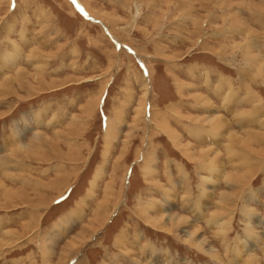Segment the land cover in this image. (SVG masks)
I'll return each instance as SVG.
<instances>
[{"label": "rangeland", "instance_id": "obj_1", "mask_svg": "<svg viewBox=\"0 0 264 264\" xmlns=\"http://www.w3.org/2000/svg\"><path fill=\"white\" fill-rule=\"evenodd\" d=\"M24 3L32 19L19 10ZM263 65L264 0H0V160L9 165L0 179L27 197L0 204V264H264V160L241 146L226 149L231 131L246 128L231 123L238 115L212 91V100L203 93L226 86L223 93L233 91L226 99L250 93L243 104L263 105ZM20 71L30 82L18 79ZM254 106L245 107L258 111L252 124L264 133V106ZM213 113L227 114V133L194 119ZM178 118L228 140L220 165L199 153L191 159L171 140L165 126L183 145L210 147L187 136ZM43 134L58 149L37 144ZM32 141L35 152L21 153ZM168 165L175 181L184 177L179 166L190 173L193 213H183V187L177 195L171 173L165 188ZM250 169L245 186L229 179ZM166 213L189 218L192 231L201 227L217 258L145 221L144 214ZM95 218L103 225L63 259Z\"/></svg>", "mask_w": 264, "mask_h": 264}, {"label": "bare ground", "instance_id": "obj_2", "mask_svg": "<svg viewBox=\"0 0 264 264\" xmlns=\"http://www.w3.org/2000/svg\"><path fill=\"white\" fill-rule=\"evenodd\" d=\"M230 3V2H229ZM89 6L87 5V8ZM93 12V11H92ZM247 29V27H246ZM253 45V44H252ZM225 47V46H224ZM252 47V46H251ZM253 47H255L253 45ZM258 59V58H257ZM264 67V65H263ZM262 69V68H261ZM6 79V78H5ZM18 79L20 80H29L28 78V73L26 71H20L19 73V76H18ZM35 79L37 82H39V84H42L44 82L43 78L42 77H39L38 75L35 74ZM144 81V80H142ZM8 82V81H7ZM11 82V81H10ZM27 83L30 82V81H26ZM13 83V82H12ZM22 83V82H21ZM20 83V84H21ZM10 84V83H9ZM7 83V85H9ZM53 84V82H50V84L48 83L47 85H51ZM146 84V83H145ZM54 85V84H53ZM0 86H3V83L0 84ZM5 86V85H4ZM3 86V87H4ZM41 86V85H40ZM52 86V85H51ZM149 86V85H147ZM33 87V86H32ZM7 88V87H6ZM11 88L12 90L14 89V92L16 93V89L12 86L11 84ZM182 89L183 87L181 86L179 91L182 92ZM147 90L148 88H146V93H147ZM145 93V94H146ZM252 95L254 93H251ZM255 95V94H254ZM145 96V95H144ZM256 97V96H255ZM197 98H200V99H203L205 98V96H200V97H197ZM205 100V103L207 104L206 106H209V101L208 99H204ZM145 101V100H144ZM214 103V102H213ZM212 103V104H213ZM141 105V104H140ZM143 107V106H142ZM210 107V106H209ZM141 108H139L138 110V119H139V115L140 113H142V110H140ZM143 109V108H142ZM219 112V111H217ZM216 113H213L212 115L210 116H205V117H201V116H195L194 119L197 120V121H206L207 123H210V124H215V128H220L221 130L224 129L225 130H228V126L230 124V121L228 120V118L224 115H220L219 113L216 114V117L215 116ZM252 114V113H251ZM214 117V118H213ZM137 118V117H136ZM203 121V122H204ZM135 127V126H134ZM167 128V132H168V135L170 136L171 140L177 144H180V145H177V146H180L181 150L184 151L185 155H187L188 157H190L191 159H194L195 158V155L198 154L200 155L201 158H198L200 160H203V161H206V163H217L218 165H220V163H222L220 161V148H212L210 147L211 149H201L200 152H197L195 150V148H193V145L190 144V143H185L184 145L180 142V135L177 134L173 129L169 128L168 126H165ZM172 127V126H171ZM264 127V126H263ZM219 129V130H220ZM178 132V131H177ZM222 133V132H221ZM226 132H224L225 134ZM243 133V134H242ZM242 133H238V132H233L231 134V137H230V142L226 145V149L227 150H231L232 148L234 147H240V149H247L248 151H252V153L254 152L255 154H257L258 156L255 157L257 160L259 159V161H262L264 160V148L263 147H260L262 145H258V143H261L263 144L264 146V133H262V131H254V130H245L244 132ZM39 134V133H38ZM41 134V133H40ZM167 135V136H168ZM45 135L43 134V137L42 139L40 138V136H38L40 138L39 141H37V144H40L43 142L46 144H50L51 148H56V142H53V140L51 138H46L44 137ZM130 136V134H129ZM37 138V139H39ZM40 142V143H39ZM34 143V144H32ZM36 141H32L29 145L28 144H23L20 146V151L21 153H25L27 154L28 152H35L33 150V146H35L36 144ZM32 144V145H31ZM255 144V146H254ZM251 146H254V147H258L260 149H255ZM215 147V146H214ZM204 148V147H202ZM18 150V149H17ZM60 150V149H59ZM19 152V151H18ZM60 153H61V150H60ZM23 154V155H25ZM30 154V153H29ZM20 155V154H19ZM32 155V154H30ZM26 156V155H25ZM260 156V158H259ZM235 157V156H234ZM262 157V158H261ZM9 158V157H8ZM144 158V157H143ZM237 158V157H236ZM23 159V158H22ZM210 159H212L210 161ZM4 161L0 160L2 163H0V168L2 169V166H4L5 164L8 165V162L3 159ZM239 161V160H238ZM202 162V161H201ZM13 164V163H11ZM199 164V163H198ZM149 165V164H148ZM6 166V165H5ZM9 166V165H8ZM238 166V165H237ZM204 167V166H203ZM6 168V167H5ZM207 168V167H206ZM223 168V167H222ZM204 169V168H203ZM208 169V168H207ZM213 169V168H212ZM5 170V169H4ZM7 171V170H6ZM216 172V171H215ZM4 173V172H3ZM9 173V172H8ZM229 175V179H233L234 181H238L240 185L242 186H245V184L247 183L246 181L249 180L251 177H253V171L250 169V170H247L246 172H243V173H230L228 174ZM2 177V176H1ZM211 179H213L211 177ZM210 181V180H209ZM213 182V181H211ZM160 185V184H159ZM236 186V185H235ZM209 187V186H208ZM214 188V187H212ZM210 189V188H208ZM207 189V190H208ZM221 189V188H220ZM214 192V190H212ZM211 191V192H212ZM230 191V190H229ZM244 191H245V188H244ZM172 193V192H171ZM232 193V192H230ZM256 193V192H255ZM26 191L23 190V188H14V187H11V186H8L4 181H2L0 179V204L2 203V205L4 204L3 207L5 208H8L9 206H13L15 203H21L26 201L25 198L26 197ZM176 194V193H175ZM226 194V193H225ZM228 195V194H226ZM235 195V194H233ZM175 196V195H174ZM223 196V195H222ZM243 196V195H242ZM241 196V198H242ZM228 197V196H227ZM225 198V197H224ZM157 199V198H156ZM221 199V198H220ZM242 200H244L242 198ZM22 201V202H20ZM154 201V200H153ZM161 201V200H160ZM227 201V200H226ZM155 203V202H154ZM165 203V202H164ZM15 204V205H17ZM36 204H38L36 202ZM246 204V203H245ZM150 205V204H149ZM152 205V204H151ZM163 205V204H162ZM244 205V204H243ZM144 206V205H143ZM229 206V205H228ZM105 207V206H104ZM158 207V206H157ZM102 208V207H101ZM145 208V207H144ZM148 209V206L146 207ZM155 208V207H154ZM160 208V207H158ZM217 208V207H216ZM220 208V207H219ZM218 208V209H219ZM250 209V208H248ZM101 210V209H100ZM103 210V208H102ZM161 210L162 208L159 209V211L157 210V213H161ZM215 211V210H214ZM145 212V211H143ZM142 212V213H143ZM218 212V211H217ZM216 212V213H217ZM252 212H253V209H252ZM151 213V212H150ZM176 213V212H175ZM254 213V212H253ZM220 214V212H219ZM146 217H145V221L147 223H149L150 225H152L153 227H158L160 226L161 224H163V228L164 231H167L168 233H172L173 231H178V233L180 234V236L182 237L181 239H183L185 242H190L191 244L193 245H196V247H198L199 249H201L202 251H204L205 253H208L209 255H212L213 257L217 258V253L218 251L215 250V248L213 247V245L211 246L210 243L208 242V237L204 236L203 234L201 235V230L202 228L201 227H198L195 229V231H192V229L190 230L188 226H192L189 225V218L185 217V216H178V215H173V214H164V215H161L159 216V218L157 216H151L149 214H144ZM183 215V214H182ZM144 219V218H143ZM191 219V218H190ZM164 221V222H162ZM228 221V220H227ZM192 222V221H191ZM102 222H101V219L99 218H95V219H92L89 224L87 226H85L82 231L79 233V235L77 237H75L72 241H70L67 245V247L64 249L63 253H62V258L64 259V257H67L68 259V255L71 251H73V249L78 246L79 242L81 241H84L85 240V236L87 234H89L90 232L93 231L95 225H100ZM95 224V225H94ZM169 224V225H167ZM103 225V223H102ZM188 225V226H187ZM169 226V227H168ZM252 226V225H251ZM254 226V225H253ZM99 228V227H98ZM192 228V227H191ZM195 228V227H194ZM97 229V228H96ZM162 229V230H163ZM204 232V231H203ZM202 232V233H203ZM57 234L55 235H52L51 238L53 237H56ZM200 235V236H199ZM206 235V234H205ZM125 236V234L123 235ZM122 237V236H121ZM179 237V236H178ZM18 239V238H17ZM9 240V239H8ZM264 240V239H263ZM257 242V241H256ZM3 243V242H2ZM1 243V245H2ZM4 245V244H3ZM128 245V244H127ZM2 247V246H0ZM145 247V246H144ZM249 249H246V247H244V250L242 249V254L243 255H248ZM252 253V252H251ZM133 254V253H132ZM135 254V253H134ZM151 258H153L154 256H149ZM243 257V256H242ZM256 257H254L255 259ZM160 259V258H159ZM165 259V258H164ZM160 261V260H159ZM254 261V260H253ZM68 262V261H67ZM152 262V263H151ZM150 263L151 264H157L158 262V258L157 259H152ZM148 263V262H147ZM68 264V263H67ZM163 264H167L166 263V259L165 261L163 262ZM259 264V263H258Z\"/></svg>", "mask_w": 264, "mask_h": 264}, {"label": "crops", "instance_id": "obj_3", "mask_svg": "<svg viewBox=\"0 0 264 264\" xmlns=\"http://www.w3.org/2000/svg\"><path fill=\"white\" fill-rule=\"evenodd\" d=\"M28 2V1H27ZM39 7H43L44 8V5H42V4H40L39 5ZM24 8V9H23ZM23 14L24 13H26L27 15H29V18H31L32 19V17L30 16V14H29V8H28V3H24V7H22L21 5H20V9H19ZM39 12H37V14H38ZM53 14V13H52ZM53 16V15H52ZM38 23V27L40 28L42 25H41V21H38L37 22ZM43 23V22H42ZM33 25V27H34V24H32ZM52 25H53V23H52ZM37 28V27H36ZM41 29V28H40ZM44 35H45V33H43ZM49 35V33L46 35V36H48ZM52 44L53 43H55V42H51ZM208 83V82H207ZM1 84V83H0ZM203 84H205V83H203ZM181 86H185L184 85V83L181 85ZM0 87H2V86H0ZM225 87L226 86H224L223 88H222V86H219L218 87V85L217 86H215L214 88H216L215 90H210V91H208V92H203L204 94H208L210 97H211V100L212 99H214V98H212V96H211V94H209V92H211L212 91V94H213V96L214 97H216V98H220L219 100H221L222 101V104H223V106H224V111H227V114H229V115H232V116H234V118H235V116H237L238 115V119H239V122H237L236 120L235 121H232L231 120V123L233 124V123H239V124H243V128H246V129H244V130H254V131H263V129L262 128H257V127H254V125L252 124V121H254V120H251L252 118H256V116H255V114H256V112H258V111H254V110H251V108H249L248 107V109L245 107V106H248V104L249 105H255L254 107H258L259 109L260 108H263V106H264V104L263 105H260V104H251V103H246V104H243V102L245 101V100H247L248 99V96H249V94L250 93H247V99H242L240 102H238V100L240 99L239 97H238V95H237V93H236V91L234 92V96H232V94H231V96H228V98L226 99V97H227V95H230V93L232 92L233 93V91H232V89H229V90H231V91H228V93H223V91L225 90ZM201 88V87H200ZM231 88V87H230ZM183 89H184V87H183ZM227 90H228V88H227ZM196 93H198V91L196 92ZM182 96H185L184 95V93H180ZM194 99H196V100H198L199 98H195V97H193ZM201 101V100H200ZM204 102V103H203ZM233 102H235V104H233ZM201 103L202 104H200V105H202V106H205V107H209V106H206L207 104L205 103V101H201ZM216 103V102H215ZM226 103V104H225ZM216 106V105H215ZM241 106H243L242 108H239V107H241ZM217 107V106H216ZM210 108V107H209ZM206 113L207 112H209L210 113V110H208V111H205ZM253 112V113H252ZM252 113V114H251ZM220 114V113H219ZM227 114H223V115H225L226 117H227ZM205 115V114H204ZM207 116V115H206ZM209 116H210V114H209ZM194 117V116H193ZM205 117V116H204ZM214 117H216V115L214 116ZM213 117V118H214ZM259 118V117H258ZM193 119V118H192ZM260 119V118H259ZM258 119V120H259ZM174 120V119H173ZM177 120H179V122L180 121H182V120H180L179 118L177 119ZM263 120H264V118L262 119V121H261V124H264V122H263ZM174 121H176V120H174ZM204 121V120H203ZM202 121V122H203ZM193 122V121H192ZM204 122H206V121H204ZM263 122V123H262ZM188 123L189 124H193V123H190V122H187V123H185V122H180V126H182L183 128H185V131H186V133H187V136H189L190 138H193L194 140H195V142H196V144H200V143H203V144H206V145H210V147H213V146H216V148H219V146L221 147L222 146V144H224V142H225V144L227 143V139H224V141H223V139H222V137L221 136H219L218 134H216L215 132H213V131H210V130H206V129H199L198 128V130H194L195 128H194V126H192V127H189L188 126ZM207 123V122H206ZM208 124V123H207ZM210 125V127H213L214 129H215V124H209ZM256 125H258V126H262V125H260V123H259V121H257L256 122ZM203 126V125H202ZM232 128H233V125H232ZM167 129V128H166ZM234 129V128H233ZM223 130V129H222ZM229 130V129H228ZM243 130V131H244ZM224 132H226L225 130H224ZM232 132H238V131H236V130H232L231 131V134H232ZM227 133V132H226ZM238 133H240V132H238ZM243 134V133H242ZM231 137V135L229 136V138ZM222 139V140H221ZM220 141L222 142V143H220ZM224 144V145H225ZM193 145V144H192ZM223 145V146H224ZM218 146V147H217ZM210 147H207V148H202V147H200L198 150H196L197 149V147L195 146V145H193V148H195V150L196 151H198V152H200V150L201 149H209ZM203 163H206V161H204ZM214 163V162H213ZM173 163H171L170 162V166H172L173 167V165H172ZM207 164H211V163H207ZM215 165H218L217 163H214ZM172 167H169V165H168V168H166V169H163V171H162V174L164 175V177L166 178V181H168L169 182V176H170V173H171V175H172V179H173V177H175V174H174V172H173V170H172ZM179 169V170H178ZM177 169V172H181L183 175L182 176H184V177H182V179H180V178H178V179H180L179 181H178V179H177V181H175L174 179V181H175V183H176V190H177V195L179 194V192L180 191H178V185L179 186H181L182 185V187H183V190H182V198L181 199H183V201H184V203L186 204V205H188L187 207H185L184 206V203H183V206H182V208H184L183 209V213L185 214V213H189L190 212V210H191V212L194 210V207H196V204H198L197 203V201H195L194 202V204L193 205H191V200H190V198H189V196L190 195H192V191H193V188H192V186H191V184H190V177H191V175H190V173H186V172H184V170L179 166V168ZM202 171V170H201ZM203 171H205L204 169H203ZM176 173V172H175ZM207 174H209L210 175V171H207ZM164 177H163V179H164ZM203 181V180H202ZM166 185H165V188H172V186H171V184H170V182L168 183V185H170V187H168L167 186V183H165ZM207 184H209V183H207ZM225 184L227 185V186H229L228 185V183H226L225 182ZM206 185L205 184H202V194L203 195H206V193H208V192H206L205 191V189H204V187H205ZM233 187H235V186H233ZM211 188V187H210ZM231 188V187H230ZM208 189V188H207ZM210 190V189H209ZM256 192V194L255 195H257V191H255ZM164 195H165V193H164ZM213 195H215V194H213ZM254 194L252 195V197H251V199H249V201H253L255 198H254V196H255ZM207 196V195H206ZM177 198V197H176ZM212 199H214V197L212 198ZM201 200V199H200ZM204 201V200H203ZM258 201V200H257ZM213 202H215V201H213ZM194 206V207H193ZM193 213V212H192ZM263 243V242H262ZM259 246H261V244L259 245ZM261 248V247H260Z\"/></svg>", "mask_w": 264, "mask_h": 264}]
</instances>
